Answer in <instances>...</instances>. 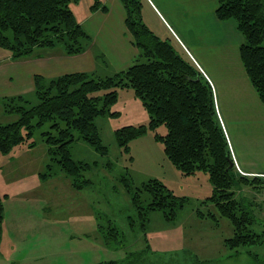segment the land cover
I'll use <instances>...</instances> for the list:
<instances>
[{
    "label": "trees",
    "instance_id": "1",
    "mask_svg": "<svg viewBox=\"0 0 264 264\" xmlns=\"http://www.w3.org/2000/svg\"><path fill=\"white\" fill-rule=\"evenodd\" d=\"M77 1L0 0V47L9 50L13 60L41 57L40 51L51 50L56 45L62 46L60 48L66 56L86 52L92 44V37L77 22L71 9L70 5ZM119 2L124 10L126 31L138 52L136 60L104 77H97L93 72H72L49 79L34 75V105H30L23 95L5 97L1 101L4 112L15 115L16 119L0 124V153L8 155L21 144L33 148L35 143L29 140L34 129L50 123L51 130L42 133L49 164H45L39 178L45 181L58 174L51 173L54 162L69 180L70 187L81 191L91 183L84 173L97 163L74 161L70 146L74 141L82 140L99 155L107 156L108 149L101 141L95 119L119 115L111 111L117 102V90L130 88L149 116V129L156 131L162 125L166 128V133L156 134V139L162 142L168 161L182 176L198 172L208 175L212 195L202 204L206 207L212 205L220 217L230 220L232 235L223 240L229 258L247 254L264 264V259L259 260L251 250L264 245V224L257 216L263 209V201L237 198V191L242 187L257 194L264 193V177L242 175L234 165L230 167V149L208 81L192 62L184 59L168 41L160 40L145 25L141 0ZM216 2V17L236 23L242 37L239 47L241 63L259 100L264 103V0ZM100 7V1L95 0L91 10ZM101 10L104 11L105 7ZM100 91L104 93L98 95ZM144 132V126L116 129L114 136L118 148L128 155L132 139ZM121 181L137 213L136 221H139L144 242L142 250L127 253L123 264H155V260L152 263L147 260V255L154 254L146 231L150 213L160 212L166 222L172 223L188 200L174 195L156 178L136 187L132 186L131 179L122 178ZM209 208L206 213L197 209L198 218L213 221L218 226V218ZM3 219L4 203L0 196V244ZM136 221L131 218L130 225L134 226ZM258 226H261L260 231L254 229ZM97 227L98 235L107 246H123L112 223L105 228L100 224Z\"/></svg>",
    "mask_w": 264,
    "mask_h": 264
},
{
    "label": "rangeland",
    "instance_id": "2",
    "mask_svg": "<svg viewBox=\"0 0 264 264\" xmlns=\"http://www.w3.org/2000/svg\"><path fill=\"white\" fill-rule=\"evenodd\" d=\"M99 1L102 5L108 0ZM150 1L152 0H141L143 22L160 40L168 41L178 54L191 62L153 12L154 8L157 10L156 14L167 21L159 12L155 1L153 0L152 5ZM94 2L95 0H78L70 5L78 22L84 23L89 18ZM112 13L113 25L111 22L110 28L109 22V30L113 31L115 37L119 28L114 20H119V16L114 9ZM90 24L91 21L82 25L87 32ZM94 42L90 46H93L90 53L96 54L98 59L95 58L93 67L95 69L97 65V68L92 70L93 73L97 77H104L119 71L121 68L118 64L121 62L118 54L123 49L120 46L118 49L112 48L111 44H105L100 39ZM60 46L56 45L53 49L40 53L46 55L49 52H60ZM31 66V63H26L23 59L12 60L11 52L0 47V124L16 119L15 115L4 112L1 102L3 98L23 95L30 105L36 102L34 82L30 76ZM68 66L55 69L54 72L41 66V70L56 78L62 71L75 69L72 68V63ZM103 93L100 91L98 95ZM111 111L119 115L95 119L101 141L108 149L107 156L99 155L82 140L74 141L70 146L74 161L97 163L84 173V177L91 183L81 191H74L70 187L69 180L59 172V167L54 162L51 164V173L58 174L45 181L37 177L36 171L44 172L45 164H49L47 145L42 133L51 130L50 123L34 129L29 140L35 143L33 148L21 144L14 147V152L11 151L7 156L0 153V196L4 203L0 264H123L127 253L142 250L144 242L139 221H136L137 213L122 185V178L131 179L134 187L156 178L174 195L188 200L172 223L166 222L160 212L150 213L146 231L149 247L154 253H151L152 256L147 255V260L151 263L155 260V264H261L247 254L229 258L223 240L232 235V225L228 218L219 216L215 207L207 205L217 216L218 226L213 221L198 218L197 209L206 213L208 208L202 202L212 195L208 175L198 172L182 176L168 161L162 142L156 139V134L164 135L166 128L162 125L156 131L149 129V116L132 89L117 90V102ZM124 126L145 127V132L130 142L128 155L118 148L114 136V131ZM248 134L250 138L247 154L257 158L254 152L257 150L260 158L264 154V137L254 131H248ZM21 152H28L29 155L21 154L15 160L10 159L15 156L14 153L18 155ZM234 157L238 159L236 150H233V160L238 163ZM42 163H45L43 167ZM108 163L111 166L108 167ZM27 191H32L33 195L25 196ZM5 194L8 196L5 197ZM241 197L263 201L264 204V193L257 194L248 187L237 191V198ZM257 216L264 224V205ZM131 218L136 221L134 226L130 225ZM109 223L117 228L122 247L107 246L98 235V224L105 228ZM261 226L254 229L260 231ZM251 250L259 256V260L264 259V245Z\"/></svg>",
    "mask_w": 264,
    "mask_h": 264
},
{
    "label": "crops",
    "instance_id": "3",
    "mask_svg": "<svg viewBox=\"0 0 264 264\" xmlns=\"http://www.w3.org/2000/svg\"><path fill=\"white\" fill-rule=\"evenodd\" d=\"M154 1L159 7V12L167 20L164 21L159 14H156L157 10L153 8V12L160 23L167 28L194 66L196 62L198 65V67L195 66L196 69L210 82L216 113L232 156L233 150L237 152L238 159L234 158L238 160L236 164L240 172L247 176H264V154L260 158L257 150L254 151L257 158L247 154L250 138L248 131L259 132V136L264 137V103L259 100L241 63L239 47L242 43V37L237 30L236 23L233 20L221 21L216 17V0ZM152 2L153 0L150 1L151 5ZM101 7H105V10H101ZM101 7L97 10H91L89 18L84 23L89 21L92 23L87 27L88 34L92 37V43L100 39L105 44H111L110 47L112 48L118 49L120 46L123 49V51H119V54L125 59L118 54V59L121 62L118 65L123 69L131 65L138 56L124 25V10L119 0H108ZM112 9L119 16V20L117 18L114 20L119 28L115 37H113V31L109 30V22L111 28L113 19ZM92 48L93 46L76 56H66L60 50V52H49L46 55H41V57L23 60L33 65L30 74L32 79L34 75H42L47 79L54 76L46 75L41 70L43 69L41 66H45L54 72L55 69L60 70L66 66L69 67L70 63L74 65L72 68L75 69L64 72L91 73L97 68V65L95 69L93 67L96 63V54L90 53ZM64 72L62 71L57 75ZM21 154L29 155L28 152H21L18 155L14 153L15 156L10 159L15 160L18 156H22ZM44 164L42 163V167ZM36 172L37 177H39V170ZM31 192L27 191L24 195L31 196ZM4 196L8 195L5 194ZM8 244L10 243L8 242Z\"/></svg>",
    "mask_w": 264,
    "mask_h": 264
},
{
    "label": "water",
    "instance_id": "4",
    "mask_svg": "<svg viewBox=\"0 0 264 264\" xmlns=\"http://www.w3.org/2000/svg\"><path fill=\"white\" fill-rule=\"evenodd\" d=\"M233 166V162L230 160V167H232Z\"/></svg>",
    "mask_w": 264,
    "mask_h": 264
},
{
    "label": "built area",
    "instance_id": "5",
    "mask_svg": "<svg viewBox=\"0 0 264 264\" xmlns=\"http://www.w3.org/2000/svg\"><path fill=\"white\" fill-rule=\"evenodd\" d=\"M236 168H237L238 171H240L239 168L237 167V165H236Z\"/></svg>",
    "mask_w": 264,
    "mask_h": 264
}]
</instances>
